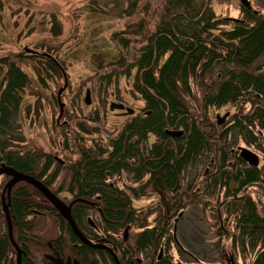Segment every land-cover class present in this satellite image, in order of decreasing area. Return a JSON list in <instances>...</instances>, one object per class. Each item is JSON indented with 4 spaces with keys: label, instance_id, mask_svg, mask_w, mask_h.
I'll return each instance as SVG.
<instances>
[{
    "label": "trees",
    "instance_id": "obj_1",
    "mask_svg": "<svg viewBox=\"0 0 264 264\" xmlns=\"http://www.w3.org/2000/svg\"><path fill=\"white\" fill-rule=\"evenodd\" d=\"M142 1L127 0L125 15L137 12ZM158 1V15L137 18L113 33L117 55L112 62L97 65L99 71L111 73L109 78H131V92L142 101V111L149 114L125 120L113 132L115 135L107 136L104 142L93 139L86 149L80 137L98 134L99 124L88 132L81 124L74 133L62 129L64 149L69 151L72 141L77 144L78 156L69 161L66 170L69 181L52 184L61 167L49 174L50 158L27 148L11 150L0 143V163L29 175L43 164L37 179L43 178L55 193L66 192L71 201H82L71 208L73 221L90 240L109 244L120 264H137V260L140 264H175L176 250L179 256L181 252L174 246L172 219L181 209L198 203L206 205L210 197L207 176L202 177L199 191H195L192 180L185 182L183 175L208 162L213 171L217 169L213 190L217 194L222 190L226 200V225L233 228V251L244 256L252 251L251 264H264V172L231 153L233 133L237 132L258 150L264 163V1L260 7L253 5L252 10L240 6L238 21L214 13L215 1L227 5L229 0ZM89 7L92 13L104 14L98 6ZM150 23L153 31H149ZM48 55L51 58L27 53L11 56L14 61L0 59V73L5 69L0 78L1 128H8V120L20 116L26 89L41 100V86L48 79H61L62 65ZM21 62H31L34 81L19 68ZM45 98L50 104L55 102L53 96ZM223 107L234 110L230 117L235 124L222 127L213 139L211 112ZM175 130H181L183 136L166 135V131ZM123 173L130 179L132 176L134 183L149 179L137 188H118L111 181ZM30 193L42 198L31 187L19 185L13 188L10 199L15 219L12 233L23 252L21 264H38L32 259L38 257L41 264H52L43 256L49 252V244L70 264H116L108 252L82 244L62 217L50 215L52 209L46 203H38L42 215L32 217L34 197ZM90 211L98 215L95 233L84 227ZM43 218L48 223L35 227ZM0 220V264H14L8 228L1 215ZM51 226L49 233L40 235L49 230L42 229ZM126 228L131 231L128 238L116 239ZM156 248L160 249L153 257Z\"/></svg>",
    "mask_w": 264,
    "mask_h": 264
},
{
    "label": "rangeland",
    "instance_id": "obj_2",
    "mask_svg": "<svg viewBox=\"0 0 264 264\" xmlns=\"http://www.w3.org/2000/svg\"><path fill=\"white\" fill-rule=\"evenodd\" d=\"M91 1L0 0V59H10L15 54L27 55L26 51L38 54L49 53L58 60L68 75L67 88L61 95V101L64 103V118L58 123L56 122L58 106L56 102L50 104L45 97L51 99L53 96L54 101L56 92L63 86L62 78L59 81L48 79L47 83L41 86L44 94L41 100L35 99L29 93V89L25 90L19 118L16 115L10 118L7 122L9 128L4 129L6 131L4 135H0V143L10 146L11 150L27 148L32 153L42 155H54L58 151L60 152L58 157L65 162L66 159L70 160L74 157L76 148L72 141L69 151L64 149L62 129L74 133L81 124L88 132L94 128V124H99L100 131L97 135L81 137L82 143L87 144L92 138L105 140L126 120L125 117L117 115L121 112L109 111L108 105L111 101L127 100L126 105L129 108L137 111L136 114H143L140 111L142 103L137 97L132 96V79L119 78V75L109 78L111 73L99 71L97 65L101 60L106 62L115 59L112 58L117 50V45L112 40L114 32L125 29L130 23L136 22L137 18L155 17V13L158 15L160 12V3L158 0H143L137 12L127 17L125 15L127 0ZM250 1L254 7H260L264 0ZM93 2H96L95 5H92ZM228 2L227 5H223L215 1L213 3L215 15L220 18H238L239 0ZM89 4L95 8L98 6L104 14L90 12ZM56 15L57 17H54ZM111 15H114L115 19H112ZM152 24H148L149 31H153ZM136 38L139 39L138 36ZM133 47L129 48L128 53L131 54ZM135 48L137 49L138 45ZM98 52H100L99 56L96 55ZM18 66L34 81L31 62H21ZM3 73H5L4 68L0 78ZM87 89L91 92L89 105L84 103L88 96ZM223 110L224 108L221 111ZM216 112L217 110H213L211 117ZM96 113L99 116L95 118ZM239 145L242 146L241 143ZM204 170L205 166L202 168L196 165L184 173L183 179L185 182H190L193 174H197V182H199ZM60 178L67 179V176L62 175ZM1 183L2 179H0L2 191L4 183L2 185ZM177 216L178 212L174 219ZM210 218L208 211L204 213L198 205L183 209V216L176 224L177 241L188 253L203 259L204 262H211L213 257L223 260L226 255L236 257L237 263L241 261L242 255L230 251L227 243L216 250ZM178 258L185 260L186 264L192 263L188 256H178Z\"/></svg>",
    "mask_w": 264,
    "mask_h": 264
},
{
    "label": "water",
    "instance_id": "obj_3",
    "mask_svg": "<svg viewBox=\"0 0 264 264\" xmlns=\"http://www.w3.org/2000/svg\"><path fill=\"white\" fill-rule=\"evenodd\" d=\"M240 4L250 10L251 7H250V3L248 0H240ZM64 88H62L58 95L61 94V91L63 90ZM60 109H62V105L59 106ZM110 109L113 110V109H118V110H123L124 109V106L123 105H117V104H111L110 106ZM127 112H129V109H126ZM181 134V132H176V133H171L170 135H173V136H179ZM246 154V155H245ZM241 157L246 160L247 162H249L250 164L252 165H257V158L252 154V153H249L248 151H242L241 153ZM1 173H5V174H10V175H14V172L10 169H0V174ZM33 184V183H32ZM41 193H43L45 195V197L47 198V200L62 214L63 218H65L67 220V222L69 223L74 235L82 242L84 243L85 245L87 246H90L91 248H95V249H98V248H102L100 246H96V245H92L90 244L88 241H86L84 239V237L81 235V233L79 232V230L77 229L75 223L73 222V220L71 219L70 217V213L68 211V209H64V207L61 205V203L59 202L58 199H56L52 194L49 193V191L46 190V188H44V186H42L41 184H36L34 183L33 184ZM8 218V223L10 222L9 220V216L7 217ZM52 261H54L56 264H63L62 261L58 258H54L52 259Z\"/></svg>",
    "mask_w": 264,
    "mask_h": 264
},
{
    "label": "flooded vegetation",
    "instance_id": "obj_4",
    "mask_svg": "<svg viewBox=\"0 0 264 264\" xmlns=\"http://www.w3.org/2000/svg\"><path fill=\"white\" fill-rule=\"evenodd\" d=\"M216 133H217V130L215 129L214 130V133H211V136H212V138L214 139L215 138V135H216ZM256 152V151H255ZM231 153H233V152H231ZM206 172H208V173H210V175H209V177H210V179H211V185H212V182H213V179H214V172L212 171V168L211 169H207L206 170ZM8 183H9V179H6V181H5V186L6 185H8ZM48 187H50V186H48ZM212 187H214V186H212ZM51 188V187H50ZM31 195H32V197H34V202H33V205H31V208H30V213H33V212H39V208H38V206H37V204L38 203H41V204H43L42 202H41V200H40V198L37 196V194H35V193H30ZM42 195H44L43 193H42ZM260 198H262L261 196H259ZM42 215V214H41ZM44 220H46L45 218H43L42 219V221L40 222V224H36L35 225V227H37V226H39V225H44V224H46V223H48L47 221H44ZM11 222H15V219L14 220H12ZM34 227V226H33ZM34 227V228H35ZM49 229V230H48ZM51 229H52V226L51 227H46L45 229H42V231H46V230H48V232H42V233H40V235H45V234H47V233H49L50 231H51ZM37 230H38V228H37ZM96 230L97 229H92L91 228V226H87V231H91V232H93V233H95L96 232ZM72 231V230H71ZM73 232V231H72ZM36 233V232H35ZM18 234L21 236V234H20V232L18 231ZM17 234V235H18ZM74 234V233H73ZM50 235H52V234H50ZM7 236H14V234L13 233H10V232H7ZM77 238V237H76ZM23 239V238H22ZM78 239V238H77ZM79 240V239H78ZM80 241V240H79ZM81 242V241H80ZM82 243V242H81ZM82 244H84V243H82ZM85 245V244H84ZM87 246V245H86ZM14 248V247H13ZM156 249H160V248H156ZM156 249H154V252H153V257H155V255L158 253V251L157 252H155L156 251ZM179 249V248H178ZM180 250V249H179ZM161 251V250H160ZM33 252V251H32ZM180 252H181V255L184 257V256H188L189 258H191V261H192V263L194 262V261H197V263L198 264H206L205 262H204V260H198V259H196L195 257H194V255L192 254V253H188V252H185V251H182V250H180ZM162 253V252H161ZM33 254H35L34 252H33ZM143 253H141V255H142ZM36 255V254H35ZM161 258V255L158 257V259H160ZM33 260H35V262L36 263H38V264H41L42 263V261H41V259L38 257V259H36V258H32ZM51 263V262H50ZM181 263L182 264H186V262H185V260H184V262H182L181 261ZM192 263H187V264H192ZM53 264V263H52Z\"/></svg>",
    "mask_w": 264,
    "mask_h": 264
}]
</instances>
